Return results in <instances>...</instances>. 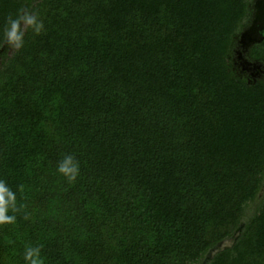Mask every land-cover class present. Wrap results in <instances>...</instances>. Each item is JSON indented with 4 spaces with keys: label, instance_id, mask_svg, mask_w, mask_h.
<instances>
[{
    "label": "trees",
    "instance_id": "trees-1",
    "mask_svg": "<svg viewBox=\"0 0 264 264\" xmlns=\"http://www.w3.org/2000/svg\"><path fill=\"white\" fill-rule=\"evenodd\" d=\"M254 3L0 0V264H264Z\"/></svg>",
    "mask_w": 264,
    "mask_h": 264
},
{
    "label": "water",
    "instance_id": "water-1",
    "mask_svg": "<svg viewBox=\"0 0 264 264\" xmlns=\"http://www.w3.org/2000/svg\"><path fill=\"white\" fill-rule=\"evenodd\" d=\"M255 7V13H254V18L249 26L240 36V43L242 44L243 47L246 48V51H249L250 47H252L256 43H260L264 39V0H255L254 3ZM263 191H261V194ZM242 231V226H240L235 234L234 238L229 240L228 242H221L220 244L216 245L210 251L208 252L206 256V260L212 259L216 253L219 251L228 248L232 245H234Z\"/></svg>",
    "mask_w": 264,
    "mask_h": 264
},
{
    "label": "rangeland",
    "instance_id": "rangeland-1",
    "mask_svg": "<svg viewBox=\"0 0 264 264\" xmlns=\"http://www.w3.org/2000/svg\"><path fill=\"white\" fill-rule=\"evenodd\" d=\"M234 52V61L238 63L242 71H244L249 77L261 78L264 76V64L250 60L247 56L249 51H246V48L245 50L242 48L239 40L236 43ZM229 240H227V242Z\"/></svg>",
    "mask_w": 264,
    "mask_h": 264
},
{
    "label": "clouds",
    "instance_id": "clouds-1",
    "mask_svg": "<svg viewBox=\"0 0 264 264\" xmlns=\"http://www.w3.org/2000/svg\"><path fill=\"white\" fill-rule=\"evenodd\" d=\"M23 19H24L25 23H27V24H29V25H31V24L34 23V18L31 17V16L24 17ZM10 26H11V29H12V31H11V33H10V39H11L12 41H17V40H19L20 37L17 36V31L19 30V21H17V20H12V21L10 22ZM37 30H38V29H37ZM63 170H64V169L62 168L61 171H63Z\"/></svg>",
    "mask_w": 264,
    "mask_h": 264
},
{
    "label": "flooded vegetation",
    "instance_id": "flooded-vegetation-1",
    "mask_svg": "<svg viewBox=\"0 0 264 264\" xmlns=\"http://www.w3.org/2000/svg\"><path fill=\"white\" fill-rule=\"evenodd\" d=\"M239 41H240V40H239ZM239 43H240V42H239ZM240 44H241V43H240ZM241 46H242V44H241ZM242 48L245 50V47L242 46Z\"/></svg>",
    "mask_w": 264,
    "mask_h": 264
}]
</instances>
